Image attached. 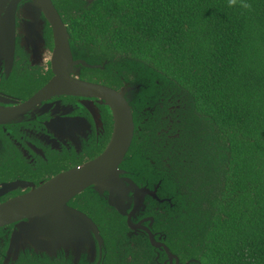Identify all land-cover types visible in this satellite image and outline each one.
<instances>
[{
	"label": "flooded vegetation",
	"instance_id": "obj_1",
	"mask_svg": "<svg viewBox=\"0 0 264 264\" xmlns=\"http://www.w3.org/2000/svg\"><path fill=\"white\" fill-rule=\"evenodd\" d=\"M50 1L73 49L86 50L80 59L106 65L78 63L75 69L71 59L53 55L54 29L44 0H0V264H201L189 256L186 240L206 205L187 197L171 200L169 192L180 153L174 147L184 142V132L193 131L187 116L175 124L167 119L162 128L157 111L132 113V138L113 176L119 189L97 192L92 184L65 200L26 199L96 160L112 139V108L89 89L71 87L72 79L78 75L82 82L118 91L139 76L124 59L91 53L71 36L66 16L74 18L91 3ZM56 79L57 85L48 86ZM171 132L180 139L173 141ZM123 170L140 187L159 184L157 198L129 200L130 192L123 198L118 182ZM102 178L106 185L107 174Z\"/></svg>",
	"mask_w": 264,
	"mask_h": 264
},
{
	"label": "trees",
	"instance_id": "obj_2",
	"mask_svg": "<svg viewBox=\"0 0 264 264\" xmlns=\"http://www.w3.org/2000/svg\"><path fill=\"white\" fill-rule=\"evenodd\" d=\"M66 19L91 53L144 62L191 94L172 168L176 201L206 205L189 256L264 264V0H96Z\"/></svg>",
	"mask_w": 264,
	"mask_h": 264
},
{
	"label": "water",
	"instance_id": "obj_3",
	"mask_svg": "<svg viewBox=\"0 0 264 264\" xmlns=\"http://www.w3.org/2000/svg\"><path fill=\"white\" fill-rule=\"evenodd\" d=\"M95 0H87V4H92ZM44 6L46 7L45 13L52 24L55 37V48L53 55L59 56L60 61L67 58L74 65L75 69H79L78 63H81L86 67H105V62L90 64L87 60H82L86 50L73 49L70 43V35L66 25L63 23L59 13L52 6L50 0H44ZM75 53L77 58H72L71 54ZM128 59H126L127 61ZM129 64L139 71V76L135 78L133 82L126 83L120 90L115 91L108 87L101 86L94 83H87L76 79H72L70 82L71 87H78L81 85L84 88L89 89L92 93L103 99L113 111L115 119V130L110 143L108 144L104 153L96 160L86 164L83 169H76L70 172V174L61 175L56 180L51 181L49 184L43 186L38 191L33 193L30 197H61L65 200L69 196L79 193L82 189L89 185H95L94 190L100 192L103 188L111 190L119 189L115 184L117 179L113 177L120 172L118 165L122 162L125 152L131 141L132 136V113H136L138 116L154 115L157 111L159 113L160 120L159 125L165 128L167 119L175 124L177 119L181 120V116L192 117L194 112V102L191 94L181 87L176 81L169 78L163 72L150 67L144 62L129 59ZM71 65V66H72ZM106 65V64H105ZM138 67H142L138 69ZM77 71V70H76ZM58 84L57 79L52 81L48 86ZM157 114L152 117L154 121L157 118ZM172 118V119H169ZM172 131V129H171ZM181 134L174 135L171 132V139L177 141L180 139ZM141 165V170L146 171ZM103 173L108 176L107 184H101ZM122 171V177L118 178L119 186L123 193V198L127 197V194L132 193L129 200H144L145 195H149L153 198H157L159 190V184L150 189L148 187H140L134 181L126 178V173ZM109 181V182H108ZM114 181V182H113ZM173 183L169 192L171 200H176V195L172 191ZM166 189H163V191ZM36 201V200H35ZM40 203L41 200H38ZM4 212V209H3ZM1 213V210H0ZM130 224V221L128 222ZM152 240L153 236L150 235ZM154 242V241H153Z\"/></svg>",
	"mask_w": 264,
	"mask_h": 264
},
{
	"label": "rangeland",
	"instance_id": "obj_4",
	"mask_svg": "<svg viewBox=\"0 0 264 264\" xmlns=\"http://www.w3.org/2000/svg\"><path fill=\"white\" fill-rule=\"evenodd\" d=\"M190 125V122L188 121V126Z\"/></svg>",
	"mask_w": 264,
	"mask_h": 264
}]
</instances>
